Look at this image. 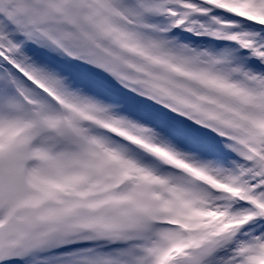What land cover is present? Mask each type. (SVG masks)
<instances>
[{
    "label": "snow or ice",
    "instance_id": "6c2138e0",
    "mask_svg": "<svg viewBox=\"0 0 264 264\" xmlns=\"http://www.w3.org/2000/svg\"><path fill=\"white\" fill-rule=\"evenodd\" d=\"M0 264H264V0H0Z\"/></svg>",
    "mask_w": 264,
    "mask_h": 264
}]
</instances>
